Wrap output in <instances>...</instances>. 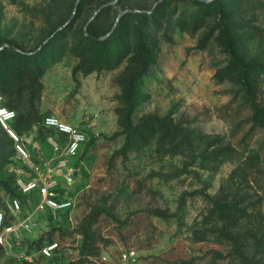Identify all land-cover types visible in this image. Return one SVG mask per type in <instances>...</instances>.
<instances>
[{
	"label": "rangeland",
	"instance_id": "1",
	"mask_svg": "<svg viewBox=\"0 0 264 264\" xmlns=\"http://www.w3.org/2000/svg\"><path fill=\"white\" fill-rule=\"evenodd\" d=\"M238 1L240 9L234 20L239 49L246 59L264 64V0ZM73 2L77 9L80 0H0V38L6 46L17 44L32 53L48 41L53 29L61 31L71 23ZM158 2L92 0L75 20L68 33L67 51L43 76L44 89L33 106L42 117L56 116L76 127L86 134L87 142L77 157H68L64 150L56 153L50 140L60 143V139L41 124L34 126L20 134L32 162L26 166L14 155L13 164L0 174V181L11 174L17 176L15 170L32 176L51 174L66 186L63 194L75 206L54 214L41 207L39 198L24 201L13 218L16 230L0 245V264H119L118 256L126 249L138 250L140 264H244L233 243L220 235L223 223L210 216L209 202L201 196H188L180 209L185 193L203 188L216 199L239 206L242 217L233 232L245 244L250 264H264V128L251 121L253 110L237 79L222 83L215 79L229 61L221 32L217 30L205 47H200L215 22L209 20L198 29L182 26L176 22L178 16L193 13L197 7L189 0L171 2L167 11L175 15L169 29L165 31L164 23L158 35L161 52L143 86L148 99L134 114L135 122L144 115L172 114L200 140L194 143L198 157L194 164L189 149L158 142L130 154L127 160L117 157L111 162L124 144L123 136H112L120 130V80L132 64L127 60L111 71L74 74L81 60L71 50L75 37L106 4L112 8L102 17L105 29L114 21L116 25L124 14L149 10ZM256 98L264 104V74ZM91 140L93 145L88 146ZM214 140L217 142L210 150L229 147L230 157L203 164L199 154ZM12 197L14 194L0 185L2 212L8 216L7 202ZM95 206L107 210L93 227L103 241L97 245V256L80 261L83 237L78 227ZM152 210L175 216L163 219ZM53 243L59 248L51 257H44L40 248ZM103 257L107 260L102 261Z\"/></svg>",
	"mask_w": 264,
	"mask_h": 264
},
{
	"label": "trees",
	"instance_id": "2",
	"mask_svg": "<svg viewBox=\"0 0 264 264\" xmlns=\"http://www.w3.org/2000/svg\"><path fill=\"white\" fill-rule=\"evenodd\" d=\"M90 1L92 0H80L77 9L73 2L69 14V17L72 18L71 23L61 31H58V28L53 29L48 36V41L41 43L32 53L24 52L23 48L17 44L10 43L9 46H6V43L0 38V92L6 98L5 106L17 112L14 128L19 135L41 124L51 135L57 136L53 129L43 125L46 116L42 117L34 108L33 103L40 97L44 89L43 76L66 53L68 33L75 20L80 17L83 7ZM117 1L122 4L126 0ZM172 1L159 0L157 5L149 10L140 9L139 12L132 10V12L124 14L116 25L114 21L105 29L101 20L103 15L112 8L111 5L106 4L100 14L88 25L86 24L87 28L81 30V33L79 35L77 33L75 37L71 50L81 60L75 68L74 74L79 71L86 75L111 71L127 60L132 64L120 80V86L123 88L122 94L119 96L122 105L118 110L120 130L112 136V139L123 136L124 144L114 152L111 162L117 157L127 160L130 154L142 151L153 142L165 146L172 145L178 149L183 147L189 149L192 153L190 155L192 163L197 161L194 143L200 140L194 139L192 132L183 128L172 114L163 117L144 115L136 122L134 120L136 109L148 99V96L143 92V86L151 67L156 64L161 52V38L158 35L164 29V23H167L165 31L169 29L173 15H175V12L168 14L167 11L168 8L170 9ZM189 1L196 5L197 10L190 14H180L176 22L195 29L202 27L209 20L215 22L212 29L202 38L200 47L204 48L217 30L221 32L222 44L229 61L217 71L215 79L222 83L226 79L236 78L242 91L245 92L246 101L253 110L251 121L254 126L264 128V104L256 98L258 82L264 74V64L256 59H246L239 49L240 35L236 29L238 24L234 20L236 12L240 9L239 1ZM74 12L76 15L73 16ZM148 31H153L154 34L151 35ZM164 38L168 39L167 32L164 33ZM27 103L29 107L26 105ZM199 136L201 140L204 139L201 134L197 135V137ZM93 142L94 140H91L88 146L93 145ZM215 142L217 141L214 140L208 148L199 154L203 164L211 161L216 164L222 162L224 158L230 157L231 149L229 147L214 148L211 151ZM14 155L13 140L0 125V174L5 167L7 169L13 164ZM16 178L15 174H11L7 180L0 181L3 189L13 193L14 196L19 195L15 187ZM188 196H201L211 204L210 216L223 223L220 235L233 243L235 254L242 259L244 264H250V259L245 255V244L241 243L239 237L233 232L235 225L240 222L242 217V210L239 206L232 202L218 200L208 193L207 188H203L185 193L181 199L180 209ZM2 209L3 206L0 202V211ZM106 212V208L95 206L80 222L78 229L83 237L79 252L80 261L97 256V245L103 239L95 233L93 227ZM152 213L163 219L175 216L163 210H152ZM6 217L8 218V215ZM126 223V221L120 222L122 225H126Z\"/></svg>",
	"mask_w": 264,
	"mask_h": 264
},
{
	"label": "built area",
	"instance_id": "3",
	"mask_svg": "<svg viewBox=\"0 0 264 264\" xmlns=\"http://www.w3.org/2000/svg\"><path fill=\"white\" fill-rule=\"evenodd\" d=\"M17 119V112L5 106L4 97L0 94V125L13 140L15 149V159L21 161L28 166L32 162V156L27 149L24 139L18 134L14 128V123ZM43 125L46 128L53 129L57 133V139L60 143L50 140L53 143L56 153L64 150L68 157H77L87 142L86 134L78 130L73 125L62 121L56 116H46ZM31 169L35 167L31 166ZM17 174L15 187L18 196H14L8 200L9 216L0 211V245L7 243L8 235L16 230L13 218L20 212L22 203L29 201L32 198H39L41 207L46 208L52 213L69 212L74 208V202L66 198L63 194V189L66 188L57 178L51 174L42 176L37 172V175L32 176L31 173L25 170H15ZM7 219L9 222L7 223ZM29 228V225H26ZM59 248L58 243H53L41 249V254L44 257H51ZM106 261L107 258H101ZM119 264H140V254L136 249L122 250L118 256Z\"/></svg>",
	"mask_w": 264,
	"mask_h": 264
}]
</instances>
